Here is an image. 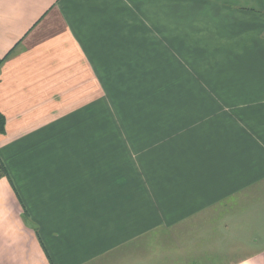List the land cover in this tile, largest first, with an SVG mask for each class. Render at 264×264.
Listing matches in <instances>:
<instances>
[{
	"label": "crops",
	"instance_id": "obj_1",
	"mask_svg": "<svg viewBox=\"0 0 264 264\" xmlns=\"http://www.w3.org/2000/svg\"><path fill=\"white\" fill-rule=\"evenodd\" d=\"M0 58V264H264V0H0Z\"/></svg>",
	"mask_w": 264,
	"mask_h": 264
},
{
	"label": "rangeland",
	"instance_id": "obj_2",
	"mask_svg": "<svg viewBox=\"0 0 264 264\" xmlns=\"http://www.w3.org/2000/svg\"><path fill=\"white\" fill-rule=\"evenodd\" d=\"M225 86H226L225 84H222V86H220L214 83H207V82L199 81V82H195L194 84H190V83L176 84V86H169V87H166V89L173 90V89H181L180 87H182L185 90H219L223 87L224 90L228 91L229 89H226ZM123 88L128 89L129 94L134 96V97L129 96L128 99H129V102L135 106H139V104L142 105V99H144V97L146 98L147 96H150L151 93H149V90L153 89L150 85L145 84V83H138V84L135 83L134 90L131 92H130V84L128 88L126 87V84H123ZM215 94H219V93H215ZM200 101H203V100H200ZM232 101H236V99H232ZM196 102H199V101L196 100ZM252 232H255L257 235L260 236L261 227L252 226ZM166 239H167V243L165 242L160 243L159 240L150 242V244L148 245V247L150 248L147 250V253L158 254L159 251L161 253H168L170 251L176 250L174 242L171 239L169 240V237L167 236H166ZM134 261L138 263H142V264L143 263L157 264L156 262L161 264L162 262H166L167 258L149 259L146 261L145 259H143V255H141L140 257L134 259Z\"/></svg>",
	"mask_w": 264,
	"mask_h": 264
},
{
	"label": "trees",
	"instance_id": "obj_3",
	"mask_svg": "<svg viewBox=\"0 0 264 264\" xmlns=\"http://www.w3.org/2000/svg\"><path fill=\"white\" fill-rule=\"evenodd\" d=\"M5 58H0V68L3 65ZM6 118L0 114V134H5Z\"/></svg>",
	"mask_w": 264,
	"mask_h": 264
}]
</instances>
